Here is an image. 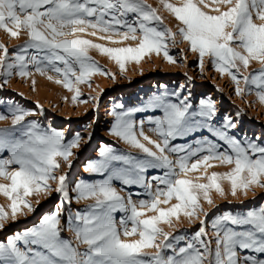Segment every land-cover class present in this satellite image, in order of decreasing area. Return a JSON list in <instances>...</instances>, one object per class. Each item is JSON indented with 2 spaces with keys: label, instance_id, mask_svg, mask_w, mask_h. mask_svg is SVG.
<instances>
[{
  "label": "snow or ice",
  "instance_id": "obj_1",
  "mask_svg": "<svg viewBox=\"0 0 264 264\" xmlns=\"http://www.w3.org/2000/svg\"><path fill=\"white\" fill-rule=\"evenodd\" d=\"M211 2L216 5L211 11L218 14L203 10L210 7L205 0H161L181 25L177 33L146 0H0V29L14 38L27 34L26 43L13 54L0 43V89L14 75L25 78L51 72L60 77L55 83L74 91V101L87 103L88 97L80 99L78 85L91 87L95 74L115 79L114 73L89 55L90 50L109 56L122 71L126 63H139L151 53L163 52L175 63L169 44L175 45L179 34L190 43L189 51L198 53L201 68L204 57H211L212 66L235 82L237 95L255 92L264 102V68L250 75L240 72L241 66L247 69L253 61L264 65V0ZM85 36L113 44L139 39V44L107 47ZM47 79L54 78L47 75ZM241 80L246 89L240 88ZM35 83L32 79L33 86ZM150 106L159 112L148 120L150 131L159 140L144 133V121H135L131 110H114L110 134L138 153L105 146L100 158L85 169L100 179L73 185L69 172L56 173L62 164L73 168V149L84 139L80 133L66 137L64 130L27 119L37 112L15 103L6 114H0V121L11 117L10 127H0V177L10 181L0 183V194L10 199L11 216L15 218L25 209L35 212L28 199L33 195L55 192L59 197L51 214L0 242V264H264V204L227 211L213 219L201 203H214L213 190L220 196L229 194L223 181L229 183L233 197L238 193L247 196L257 187L264 189V140L238 138L234 134L237 122L231 117L215 124V103L202 99L194 106L191 92L183 85L171 95L152 98ZM36 108L44 111L38 103ZM241 112L237 111V117ZM205 132L207 136L201 135ZM141 137L153 147L146 146ZM211 161L233 167L227 173L207 176V169L215 166ZM201 168L208 183L187 178ZM150 172L155 174L150 176ZM114 181L122 190L143 189L147 198L137 203L132 192L121 195ZM89 199L94 203L70 212L73 203ZM148 212L155 214L149 216ZM181 215L190 223L199 221L194 233L183 230L174 234L161 226H174L173 220L179 221ZM6 219L8 213L0 206V229ZM209 226L215 233L214 247ZM66 232H72L74 239L62 235Z\"/></svg>",
  "mask_w": 264,
  "mask_h": 264
},
{
  "label": "rangeland",
  "instance_id": "obj_2",
  "mask_svg": "<svg viewBox=\"0 0 264 264\" xmlns=\"http://www.w3.org/2000/svg\"><path fill=\"white\" fill-rule=\"evenodd\" d=\"M170 1H172V3L179 2V0H174L175 2L173 0ZM205 2L210 5V7L203 9L206 12L216 7V5L210 4L212 3L211 0H205ZM156 7L159 8V5L156 4ZM220 8L221 10H226L222 5H220ZM157 11H160L164 24L169 25L167 26L168 28L178 33V29L181 26L180 23L163 7V4ZM211 12L213 11H210V14H218ZM258 22L260 21L257 20V23ZM140 35L141 34L138 32L137 36L140 37ZM84 38L91 39L95 43H100L107 47H136L139 42V39H129L122 43L113 44L109 41L99 40L92 36H85ZM114 39L121 40V37H114ZM175 39V45L172 46L169 44V51L170 54L173 55L176 61L175 63L169 62L163 55V52H161L162 55L159 54V56L155 53H151V57L161 60L160 64L153 66L152 60H148L149 57H147L151 54H148L145 55L139 63H126V69L123 71L109 56L95 49L90 50L89 55L110 73H114L115 79H111L105 75L95 74L91 77V87L87 84L78 85L82 94L80 99L88 97L87 103H81L80 100L74 101L72 99L75 94L74 91H68L62 84L55 83V79L60 77L54 73H47V75L53 76V80H48L47 75H40L39 73H34L32 77L25 78L14 75L8 81L7 85L0 89V114H6L9 110V105L15 103L25 109L35 110L37 112L35 116L27 119L36 120L42 125L57 130H64L66 137H71L76 133H80L84 137L79 148L73 149L75 153L71 158L73 168L69 170L66 165L62 164L61 171L56 173L60 175L63 172H69L70 185L78 181L95 182L100 179L99 176L93 175L85 171V169L89 162L100 158V151L105 146L116 147L119 150L129 153H138L139 150L130 147L118 137L110 134L109 129L115 120V117L112 115L114 110H131L134 113L133 119L135 121H144V133L153 140H159L158 135L150 131V125L148 123L149 118L159 115V112L152 110L150 101L158 95H171V93L177 91L178 86L181 85L185 86L188 91L191 92V101L194 106H198L199 101L202 99H211L215 103L217 109V116L214 121L215 124H221L224 117H231L237 122L234 134L238 138L246 137L248 139H255L259 137L261 140H264V103L258 101L259 99L255 95V92L250 94L245 91L237 95L235 91V82H230L226 78H222L223 75L211 65L212 63L210 65L206 63L207 60L205 57L203 60V67L201 68L199 66L198 53L189 51V42L183 41V38L179 34ZM26 41V32H22L18 38H14L3 29H0V43H3L9 48L10 54H13L17 47L25 44ZM187 44L189 47H187L185 51ZM181 50L183 51L181 52ZM184 57H186V59H184ZM206 57L211 60L209 56ZM143 62H145V65L139 68V64ZM150 63L151 67L148 66ZM132 66L135 68H132ZM130 67L131 70L127 69ZM261 68H264V65L253 61L250 67L247 69L242 67V71L240 70V72L243 75H250ZM32 79L36 81L34 86L32 84ZM0 83H3V77H0ZM239 86L242 89H246L243 80H241ZM19 93L23 95H18ZM91 97H97V100L93 101ZM110 98L114 99L112 101H114L115 106L110 107V110L106 111L105 109L108 108L110 104ZM37 103L43 106V112H40L36 108ZM238 110H242L239 117H237ZM10 126L11 117H9L8 120L0 121V127ZM89 134H91L90 140L88 139ZM201 135L207 136L208 134L205 132ZM142 142L150 148L153 147L147 141L142 140ZM153 150L155 149L153 148ZM4 155L7 157L8 154L5 153ZM171 158L176 159L175 156ZM211 163L215 166L208 168L209 171L207 170V174L208 172L227 173L231 171L228 169L233 167L231 165L220 164L218 161H211ZM218 169L221 170L219 171ZM203 173L204 169L201 168L197 172L189 173L188 178H192L194 182L202 183V179L203 181L206 180L204 179L205 176H203ZM153 174L155 173H149L150 176ZM210 175L211 174H209V176ZM194 179L197 180L195 181ZM9 182L10 181L0 177V183L7 184ZM49 183L55 187L54 182L50 181ZM114 186L120 191L121 195L127 196L129 191L132 192V198L137 203L140 199L147 198L144 190L138 187L122 190L121 184L116 181H114ZM222 186L226 187L228 185ZM153 187H155V184ZM225 191L229 194L220 196L217 192H212L213 194L211 193V196L214 203L211 205L201 200L204 209L213 219L227 211L235 212L238 209H253L264 204V189L262 188L257 187L255 191H249L247 196L238 193L235 197L230 195V188L225 189ZM28 199L31 200L36 211L28 212L25 209L24 213H18L16 217L13 218L11 216L10 199L0 194V206H3L8 213V219L4 221V227L0 229V242H6L8 238L14 237L17 233H23L31 229L39 222L45 213H52L57 207L59 197L55 192H51L49 194L33 195ZM161 199H163V197ZM174 201L175 200L172 202ZM92 203H94V201L90 199L81 200L79 203H73L70 212L83 209ZM162 206L165 207L166 205H161V207ZM68 214L69 210L66 209L65 215ZM147 215L151 216L154 215V213L148 212ZM200 215L201 218H203V213ZM116 216L117 219H119L120 213H117ZM63 223L64 221H62V224ZM173 225L174 226L171 227L168 225L161 226L164 227L165 231L174 234L183 230L194 233L199 227V221L190 223L186 217L181 215L179 221L173 220ZM129 226L131 227V225ZM62 235L74 239V234L72 232H66ZM208 235L212 238L214 247L215 233L211 230L210 226L208 228ZM146 251L154 252L155 249H148Z\"/></svg>",
  "mask_w": 264,
  "mask_h": 264
},
{
  "label": "bare ground",
  "instance_id": "obj_3",
  "mask_svg": "<svg viewBox=\"0 0 264 264\" xmlns=\"http://www.w3.org/2000/svg\"><path fill=\"white\" fill-rule=\"evenodd\" d=\"M174 1V0H173ZM177 1V0H176ZM146 2L148 3V4H150V5H152L154 8H156L157 10H159V8L161 7V5H162V3H161V1H159V0H146ZM170 2H172V1H170ZM175 2V1H174ZM156 4H158L159 5V8L158 7H156ZM210 4H212V3H210ZM223 6V5H222ZM223 8V7H222ZM225 8V7H224ZM164 10V9H163ZM223 10V9H222ZM211 11V10H210ZM209 11V12H210ZM159 13V15L161 16V13H160V11L158 12ZM211 13H213V12H211ZM214 13H216V12H214ZM164 14V13H163ZM164 22V21H163ZM257 22V21H256ZM259 23V22H258ZM167 26H169V25H167ZM181 27V26H180ZM177 30V29H176ZM173 31V30H172ZM175 32H177V31H175ZM138 44H139V42H138ZM190 44V43H189ZM137 45V44H136ZM135 46V45H134ZM173 46V45H172ZM171 46V47H172ZM190 46V45H189ZM188 46V44L186 45V47H185V51H186V48L187 47H189ZM190 48V47H189ZM184 50V49H183ZM161 54V53H160ZM154 55V54H153ZM157 55V54H156ZM162 55V54H161ZM152 56V54L150 55V56H147V57H149L148 58V60H152V64H153V66H156V65H158V64H160V61L161 60H159V58H155V57H151ZM159 56V55H158ZM164 57V56H163ZM205 58H206V63H209V65L212 63L211 62V60L210 59H208L206 56H205ZM209 58H211V57H209ZM212 59V58H211ZM145 62H147V61H145ZM145 62H143V63H141V64H139V68H141L142 66H144L145 65ZM134 64V63H133ZM128 65V64H127ZM165 65V64H164ZM212 65V64H211ZM148 66H150L151 67V63L150 64H148ZM128 67V66H127ZM250 67V66H249ZM132 68H135L134 66H132ZM127 69H130L131 70V67L130 68H127ZM240 70L242 71V66H241V68H240ZM245 70V69H244ZM222 78H226L227 80H229L230 82H233L232 80H231V78H230V76L228 75V74H223V77ZM112 100H114L113 98H110V104H109V107L108 108H106L105 110L107 111V110H110V107H113V106H115V103H114V101H112ZM256 101V100H255ZM259 101V100H258ZM260 102V101H259ZM255 103V102H254ZM260 103H264V102H260ZM257 104V103H256ZM262 105V104H261ZM83 167H85V166H83ZM232 168V167H231ZM231 168H229L228 170H231ZM215 169H217V168H215ZM208 170V169H207ZM219 171L221 170V169H218ZM217 170V171H218ZM209 171V170H208ZM213 172H208V174H207V176H209V174H212ZM188 178V177H187ZM190 178V177H189ZM203 178V177H202ZM190 179H192V178H190ZM204 179H206V180H204L203 181V179H202V183H208L209 181H208V179H207V177L205 176V178ZM193 180V179H192ZM195 180V179H194ZM197 180V179H196ZM195 180V181H196ZM199 181V180H198ZM222 185H228V186H226V187H224L225 189H228V188H230V185H229V183L227 182V181H225V182H223L222 183ZM213 193L215 192L214 190L212 191ZM212 193V194H213ZM227 193V192H226ZM172 203H176L175 201L174 202H172ZM10 205V204H9ZM5 206V205H4ZM56 207V206H55ZM163 207V206H162ZM166 207V206H165ZM45 214H51V213H45ZM155 214V213H154ZM23 230V229H22ZM24 231V230H23ZM139 237L137 236V237H134V238H132V239H138Z\"/></svg>",
  "mask_w": 264,
  "mask_h": 264
}]
</instances>
